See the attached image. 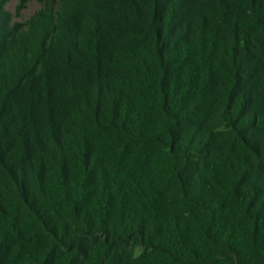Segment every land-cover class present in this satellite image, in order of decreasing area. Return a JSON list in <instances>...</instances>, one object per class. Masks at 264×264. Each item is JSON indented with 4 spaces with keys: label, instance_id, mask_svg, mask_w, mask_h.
Listing matches in <instances>:
<instances>
[{
    "label": "trees",
    "instance_id": "1",
    "mask_svg": "<svg viewBox=\"0 0 264 264\" xmlns=\"http://www.w3.org/2000/svg\"><path fill=\"white\" fill-rule=\"evenodd\" d=\"M11 1L0 264H264V0Z\"/></svg>",
    "mask_w": 264,
    "mask_h": 264
},
{
    "label": "rangeland",
    "instance_id": "2",
    "mask_svg": "<svg viewBox=\"0 0 264 264\" xmlns=\"http://www.w3.org/2000/svg\"><path fill=\"white\" fill-rule=\"evenodd\" d=\"M45 1L46 0H29L26 7L21 11H18L17 8L20 0H12L8 4V10L13 14L15 21L23 22L40 10Z\"/></svg>",
    "mask_w": 264,
    "mask_h": 264
}]
</instances>
